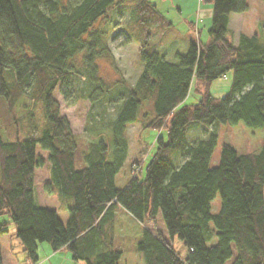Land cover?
Segmentation results:
<instances>
[{
  "label": "trees",
  "instance_id": "obj_1",
  "mask_svg": "<svg viewBox=\"0 0 264 264\" xmlns=\"http://www.w3.org/2000/svg\"><path fill=\"white\" fill-rule=\"evenodd\" d=\"M129 1L125 41L137 44L143 69L133 85L122 81L114 90L98 62L115 65L112 15L127 0H0V218L15 222L32 263L38 243L47 242L87 264H119L128 237L116 227L123 229L119 219L125 213L144 225H155L161 215L169 238L177 236L188 250L181 256L160 231L145 227L135 248L145 264H264V145L258 153L239 154L224 143L217 166H210L218 122L264 126V29L241 33L233 43L232 15L247 12L248 0H203L213 4L210 40H192L170 62L152 36L171 23L152 0ZM190 26L199 37V28ZM228 72L230 91L213 97V82ZM83 76L89 85L84 97L92 105L107 96L117 105L111 121L101 118L93 128L88 119L91 139L71 131L55 97ZM192 85L198 102L176 111ZM136 122L167 128V140L157 138L145 177L139 179L135 159L133 178L119 188L127 127ZM12 123L28 137L4 141L2 130ZM201 125L212 126L207 138L190 143L189 133ZM46 162L50 179L44 189L72 200L66 224L34 194L36 169ZM217 194L221 206L213 214ZM7 226L0 219V236Z\"/></svg>",
  "mask_w": 264,
  "mask_h": 264
},
{
  "label": "rangeland",
  "instance_id": "obj_2",
  "mask_svg": "<svg viewBox=\"0 0 264 264\" xmlns=\"http://www.w3.org/2000/svg\"><path fill=\"white\" fill-rule=\"evenodd\" d=\"M157 6L158 10L165 16L171 25L161 30L158 36L159 45L155 49L157 51H167L168 59L176 61V52L181 50L184 41L200 39L202 43L209 41L208 30L210 28L208 19H211L213 4L201 0H152ZM250 8L243 14H233L231 18V38L232 42H238V37L241 33L251 35L255 32H260L264 26V0H248ZM133 1L127 0L124 8H121L119 14L112 15V35H116V39L110 42L111 50L116 58L115 65L110 60H100V75L103 80L112 85L113 89H119L122 81L133 85L137 77L142 72L143 66L138 56V46L135 41H125L126 34L124 32L125 24L131 19L130 7ZM132 8V7H131ZM119 11V10H118ZM199 28V37L196 32L191 29V25ZM188 33V35H187ZM129 40V39H128ZM1 45V42H0ZM187 50H184L185 53ZM161 53V52H160ZM232 73L228 72L215 80L210 88V93L215 98L224 97L231 89ZM89 89L87 79L83 76L76 78L74 84L68 90L66 95L62 94L60 90L55 92V97L59 101L60 114L64 115L74 133H84L88 138H93L94 127L96 128L101 121V118L111 121L117 111L116 103L111 100V96L103 99L102 102L92 105L90 101L84 97ZM200 96L194 91V86L190 89L186 99L181 102L175 110L178 111L184 105H191L198 102ZM110 99V101H107ZM90 114L92 116L90 117ZM88 119H92L93 128L87 127ZM96 122V123H95ZM12 128H3V140L13 141L15 139H26L28 134L17 129V125L12 123ZM217 133V145L212 154L210 166H217L221 153V146L227 143L233 146L239 154L258 153L264 145V126L255 128L248 126L243 121L237 124L218 122L215 126ZM212 126L204 125L196 126L188 135V141L195 143L199 140L207 138ZM18 130V132H17ZM9 134L11 135L9 137ZM126 138L128 142L126 160L116 175V186L123 187L128 183L133 175V163L135 159H140L141 170L138 173L139 179L145 177V168L151 161L156 151V140L162 138L167 140V128L153 129L144 128L141 123L136 122L128 125L126 131ZM38 153L41 157L46 158L47 153L40 150ZM137 171V170H136ZM50 175V166L46 162L43 166L36 169L34 194L37 202L57 211L61 221L66 224L69 218V207L72 205L70 198L61 197L58 192L48 193L44 189L46 179ZM212 213L217 214L221 206V197L219 194L212 200ZM158 217L156 224L145 225L148 230L152 232L161 231L164 229L162 220ZM1 220L8 222V232L0 236V251L4 261L7 264H87L85 260H74L70 251L66 248L63 251H54L51 245L47 242L38 243L37 247V262L32 263L27 259V254L23 251L24 245L21 239L16 235V224L8 216H2ZM121 219H125L122 217ZM211 227L214 228L213 223ZM117 233L121 236L124 233H129L128 239L125 241V246L128 249L121 257L119 264H145L142 252L136 248L137 232L141 233L139 226L134 223L129 229L122 230L116 227ZM216 241H207L208 245ZM174 250L179 252L181 256H186L188 250L183 242L176 236L174 240L170 241ZM49 245L50 252L42 249V245ZM57 253L52 260H49L50 254ZM26 259V262L23 260Z\"/></svg>",
  "mask_w": 264,
  "mask_h": 264
},
{
  "label": "crops",
  "instance_id": "obj_3",
  "mask_svg": "<svg viewBox=\"0 0 264 264\" xmlns=\"http://www.w3.org/2000/svg\"><path fill=\"white\" fill-rule=\"evenodd\" d=\"M208 21L210 22V23H209V26H211V22H212V14H211V19H208ZM160 33H161V30H155L154 33H153V36H152V42H153V45H154L155 47H158V45H159L158 36H160ZM187 35H188V33H187ZM191 41H192V40H191ZM191 41H190V42H191ZM190 42L184 41V44H182V46H181V50H178V51L176 52V54H177V53H183L184 50H187ZM207 42H208V41H207ZM159 52H161L162 54H164L165 57H166V59H167L168 61H170V60L168 59V56H169V55H168L167 51L164 50V52H163V51H159ZM170 62H172V61H170ZM173 62H176V61H173ZM49 179H50V178H47V179H46V182L49 181ZM119 213H121V212H119ZM122 214H123V215H121V216H120V219H119V223L121 224V227L123 228L122 230L129 229V228L131 227V225L134 226V223H136V224L139 226L140 230L142 231L141 233L137 232L136 237H137V239L141 238L142 235H143V230H144V228H145L146 226H145L144 224H141L140 222L134 220V219H133L132 217H130L128 214H127V215H126L125 213H122ZM122 216H123L125 219H121ZM160 232L162 233V235H163L167 240H174V239H170V238H169V236H168L167 232L165 231V229L161 230ZM128 234H129V233H124V236L128 237V236H129ZM41 245H42V249H44V250L47 251V252H50V246H49L48 244H47V245L41 244ZM64 249H66V248H62V249H60V251H63ZM56 254H57V253H56ZM56 254L53 252L52 254L49 255V257L47 256L46 258H50L49 260H52V258H53ZM1 261H2V264H7V263L4 261L2 255H1ZM23 261L26 262V259H24Z\"/></svg>",
  "mask_w": 264,
  "mask_h": 264
}]
</instances>
